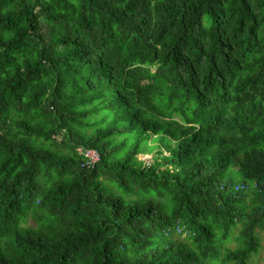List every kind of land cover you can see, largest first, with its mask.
<instances>
[{"label":"trees","instance_id":"trees-1","mask_svg":"<svg viewBox=\"0 0 264 264\" xmlns=\"http://www.w3.org/2000/svg\"><path fill=\"white\" fill-rule=\"evenodd\" d=\"M260 232L264 0H0V264H248Z\"/></svg>","mask_w":264,"mask_h":264},{"label":"rangeland","instance_id":"rangeland-1","mask_svg":"<svg viewBox=\"0 0 264 264\" xmlns=\"http://www.w3.org/2000/svg\"><path fill=\"white\" fill-rule=\"evenodd\" d=\"M139 158L141 160H145L147 163H149L150 161H152L151 160L152 159V156L151 155H147V156L140 155ZM29 224L30 225H33V226H39V225L45 224V219L42 216L34 217V218H31V220L29 221ZM235 235H236V230L232 233V238H234ZM259 236H260V238L262 240V248L260 249L259 253H253L250 256L249 261H248V264H264V261H263V259H264V232H260L259 233ZM177 237L180 238V239L183 238V236H177ZM225 247L235 248L236 247V244H235L234 240L232 239L223 248H225Z\"/></svg>","mask_w":264,"mask_h":264},{"label":"built area","instance_id":"built-area-1","mask_svg":"<svg viewBox=\"0 0 264 264\" xmlns=\"http://www.w3.org/2000/svg\"><path fill=\"white\" fill-rule=\"evenodd\" d=\"M78 151L86 159L85 165L87 166V168H94L100 160L99 153L94 149L84 150L80 148Z\"/></svg>","mask_w":264,"mask_h":264}]
</instances>
